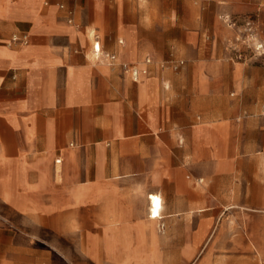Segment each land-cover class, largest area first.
Wrapping results in <instances>:
<instances>
[{"label": "crops", "instance_id": "0c3cea01", "mask_svg": "<svg viewBox=\"0 0 264 264\" xmlns=\"http://www.w3.org/2000/svg\"><path fill=\"white\" fill-rule=\"evenodd\" d=\"M246 15L264 0H0V264L194 261L227 151L264 182V63L224 22Z\"/></svg>", "mask_w": 264, "mask_h": 264}, {"label": "rangeland", "instance_id": "374dc122", "mask_svg": "<svg viewBox=\"0 0 264 264\" xmlns=\"http://www.w3.org/2000/svg\"><path fill=\"white\" fill-rule=\"evenodd\" d=\"M228 17L236 23L226 25L235 58L264 63V19L257 15ZM239 52L242 59L237 58ZM249 103L244 101V105ZM233 153L236 156L231 157ZM226 160L227 172L212 183L215 197H211L210 207L194 214L195 258L186 264H264V182L256 181L258 165L250 148L228 150ZM182 232L180 229V254L186 250L181 245Z\"/></svg>", "mask_w": 264, "mask_h": 264}, {"label": "built area", "instance_id": "2783aa9c", "mask_svg": "<svg viewBox=\"0 0 264 264\" xmlns=\"http://www.w3.org/2000/svg\"><path fill=\"white\" fill-rule=\"evenodd\" d=\"M224 22H225L226 24H228V25H232V26H235V25H236L235 21H234L233 19H231L230 17H228V16L224 17ZM12 40H13V42H22L23 44H25V43H27V41H28V37H27L26 35H24L22 38H20V37H18V36H14ZM260 48H261V46H260ZM260 48H259V49H260ZM94 50H95L96 54H98L99 56L102 54V51H101V48H100L99 44H96V45H95ZM259 54H260V53H259ZM259 54H258V55H259ZM261 55H262V54H261ZM107 57H109V59H111V60H114V59H115L114 56H107ZM237 58H238V59H242V54H241V52L238 53ZM123 68H124V70H125L126 72H130L131 75H132L134 78H136V79L140 76L141 73H143V74H146V73H147L146 70H139V69L137 68V66H132V65L124 64V65H123Z\"/></svg>", "mask_w": 264, "mask_h": 264}, {"label": "bare ground", "instance_id": "6f19581e", "mask_svg": "<svg viewBox=\"0 0 264 264\" xmlns=\"http://www.w3.org/2000/svg\"><path fill=\"white\" fill-rule=\"evenodd\" d=\"M152 199H153V202L156 204L155 208H154V214L156 216H159V214H160L159 210H160V207H161L160 198L154 196Z\"/></svg>", "mask_w": 264, "mask_h": 264}]
</instances>
